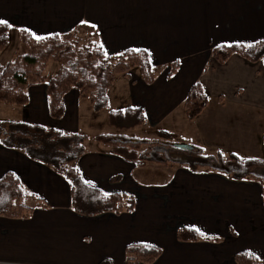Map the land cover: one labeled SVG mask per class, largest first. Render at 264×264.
I'll use <instances>...</instances> for the list:
<instances>
[{
	"label": "crops",
	"instance_id": "crops-1",
	"mask_svg": "<svg viewBox=\"0 0 264 264\" xmlns=\"http://www.w3.org/2000/svg\"><path fill=\"white\" fill-rule=\"evenodd\" d=\"M0 20L17 34L72 33L103 44L109 57L144 50L155 70L152 84L140 72L133 78L118 75L104 110L72 89L63 99L64 115L54 119L45 84L27 90L25 105L0 102V121L86 135L85 152L73 166L87 183L105 194L132 197L135 204L133 212L80 215L72 208L71 187L63 176L0 143V180L7 173L17 176L34 209L25 219L0 217V264H125L131 244L159 247L161 254L152 264H238L241 252L264 260L259 182L178 164L137 166L95 139L146 138L137 129L148 126L204 155L264 159V63L234 54L221 64L212 56L217 46L264 39V0H0ZM175 63L178 69L170 74ZM52 65L46 68L48 78L59 70ZM195 82L209 104L190 120L185 101ZM128 108L142 109L145 123L113 132L110 111ZM181 228L199 229L209 239L181 241Z\"/></svg>",
	"mask_w": 264,
	"mask_h": 264
},
{
	"label": "trees",
	"instance_id": "trees-1",
	"mask_svg": "<svg viewBox=\"0 0 264 264\" xmlns=\"http://www.w3.org/2000/svg\"><path fill=\"white\" fill-rule=\"evenodd\" d=\"M10 27L0 24V52L9 45ZM23 34V54L17 56L0 69V102L22 106L28 103L27 90L34 85L45 84L52 118L60 119L65 113L64 96L72 89L91 102L96 110L109 108L108 91L118 75L133 78L139 70L146 84L155 81V70L148 52L127 50L114 57L112 63L105 50L91 41L82 44L72 33L43 36ZM251 45V47H249ZM223 45L212 48V56L225 63L237 54L251 63H264V39L252 44ZM54 61L59 65L57 74L45 75L47 64ZM178 69L175 63L170 74ZM209 97L199 82H195L185 101L186 115L190 120L198 117L208 106ZM146 121L142 109L128 108L110 111V124L120 130L141 126ZM87 136L80 133H64L16 121H0V143L10 149L22 151L31 160L51 167L63 176L71 187V204L75 212L83 216L103 213L121 214L133 212L132 197L121 193L105 194L98 187L87 183L73 164L84 154ZM95 139L111 145L112 153L137 166L147 163L178 164L192 171H213L234 180H253L263 187L264 159L243 160L236 154L221 153L204 155L195 147L184 150L176 146L169 132L161 131L158 139L132 138L124 135H99ZM264 152V135L262 138ZM186 153L192 154L188 157ZM28 194L20 180L7 173L0 180V217L10 219L29 218L33 208L28 204ZM127 199L125 206L124 200ZM181 241L209 239L199 232L187 228L177 231ZM125 264H152L161 254V249L147 244H131L126 250ZM238 264H264V260L241 252L236 255ZM100 264H110L103 260Z\"/></svg>",
	"mask_w": 264,
	"mask_h": 264
},
{
	"label": "rangeland",
	"instance_id": "rangeland-1",
	"mask_svg": "<svg viewBox=\"0 0 264 264\" xmlns=\"http://www.w3.org/2000/svg\"><path fill=\"white\" fill-rule=\"evenodd\" d=\"M75 37L82 44L87 45L89 42L87 40L79 38L77 35H75ZM23 52H24L23 34H17L16 32L11 30V32L9 33V45H8V47L0 52V69H2L8 62L13 61L17 56L23 54ZM109 60L112 63H114V61H115L114 57H109ZM49 63L53 64L54 66L59 67V65L54 61H50ZM48 72H50V71H48ZM135 73H139V70L136 69ZM48 75H49V73H48ZM110 128L113 132H118L120 130V129L113 127L112 125ZM137 130L138 131L142 130L141 134L148 136V137H146L147 139H155V138L158 139L159 138V134L157 132L151 131L148 126L143 127L141 129H137ZM134 132H136V131H134ZM149 137H155V138H149ZM88 142L90 144H94L95 141L93 139H90ZM175 143L179 144L180 142H178V140H176ZM186 154L188 157L192 156V154H189V153H186ZM263 157H264V155H263ZM171 166H174V164H171L168 168H171Z\"/></svg>",
	"mask_w": 264,
	"mask_h": 264
},
{
	"label": "snow or ice",
	"instance_id": "snow-or-ice-1",
	"mask_svg": "<svg viewBox=\"0 0 264 264\" xmlns=\"http://www.w3.org/2000/svg\"><path fill=\"white\" fill-rule=\"evenodd\" d=\"M0 24L7 25V26L11 27V25H8L7 21H5V20H0ZM33 35L35 36V34H33ZM35 38L37 40L44 39L43 37H38V36H35ZM100 47H101V49H103L104 48V45L101 44ZM249 47H251V45H249ZM105 55H107V51L106 50H105ZM197 231H199V229H197ZM201 235H204V233H201Z\"/></svg>",
	"mask_w": 264,
	"mask_h": 264
},
{
	"label": "water",
	"instance_id": "water-1",
	"mask_svg": "<svg viewBox=\"0 0 264 264\" xmlns=\"http://www.w3.org/2000/svg\"><path fill=\"white\" fill-rule=\"evenodd\" d=\"M176 146L184 150H190L193 148V146L188 145V144H176Z\"/></svg>",
	"mask_w": 264,
	"mask_h": 264
}]
</instances>
